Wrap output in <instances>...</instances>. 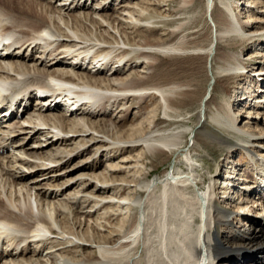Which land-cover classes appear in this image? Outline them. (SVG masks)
Listing matches in <instances>:
<instances>
[{
    "label": "bare ground",
    "instance_id": "bare-ground-1",
    "mask_svg": "<svg viewBox=\"0 0 264 264\" xmlns=\"http://www.w3.org/2000/svg\"><path fill=\"white\" fill-rule=\"evenodd\" d=\"M42 1L44 0H0V46L3 40H9L0 47V85L9 82L15 94L13 106L6 105L0 108V260L4 256L17 254L25 256L31 253L32 256H38L37 260H33L36 264H43V256L50 259V264H264V201L262 200L259 204L257 200L250 201L252 207L255 204L256 207L260 206L258 210L260 213L254 216L246 215L243 208L239 206L230 210V207L225 205V201L231 199L237 201L241 196L239 192H233L236 197H229L230 199H223L224 197L218 195L221 189L227 191L230 185L237 188L233 184L235 176L232 171V162L228 161L231 166L227 167L226 174L221 179L222 182L218 181L216 172L209 171V182L206 185L204 177L197 173L198 165L191 154L195 149L191 147L179 153L184 137L182 134L189 128L193 143L198 140L204 143L210 142L213 145L215 143L214 146L220 151L226 150V155L239 147L246 151L249 160H256V144L259 146L263 143L264 130L260 128L259 133L255 134L245 126L240 127L237 124V115L232 112L233 106L228 99H225V96L209 100L217 77L235 76L245 69L237 57L227 52L215 58L218 42L235 34L251 39L257 35L254 33L257 29L242 27L239 31L246 20L239 24L233 14L232 5L227 0H218L222 9L217 10L216 21H220V27H216L217 22L212 18L216 0H205V15L209 14L215 30L211 27L209 44L205 48H200L207 59L210 58V61L214 62L211 69L214 82L209 88L210 98L206 101L201 100L199 108L195 111L197 127L186 126L185 130L181 127L183 132L179 129L182 122L175 121L174 117L180 112L181 106L187 107L193 100L200 99L201 95H198L195 89L187 90L188 87H183L189 83L183 81L182 77L161 69L158 55L174 57L189 49L197 48L195 47L197 45H194L196 43L192 44L193 41L185 39L188 36H184L187 32L185 30L189 27L188 23L185 26V22L177 23L173 30L167 32V38L161 36L147 38L143 44L150 46L149 50H135L131 47L122 50L119 62H122L127 55H131L129 53H134L125 61L126 64L131 60V63H134L135 59L138 60L141 57L151 58L152 61L146 62L143 68L154 69L153 76H161V80L152 84L147 83L149 80H154L152 77L144 78L138 75L130 79L123 76V78H113L104 83L106 87L101 85L99 82L103 83L104 78H97L94 75L98 74L102 68H106L109 76L118 72L119 64L113 61L108 65L107 59L119 46L101 47L97 42L90 41L95 35L90 38L87 33L94 30L91 24L94 27H102L107 33H105L107 37L102 35L101 39L104 42L112 43L114 40L117 45L132 43L134 41L131 37V40L129 39L127 28L151 32L149 24H168L169 21L162 19L161 16L187 12L189 7L186 3H191V0H181L183 5L164 12L159 5L161 1L167 0H156L155 7L151 6L152 10L142 4L137 7H123V3H129L130 0H52L55 5L49 2L51 0L45 1L46 3ZM245 1L244 6H253L254 0ZM86 3L89 4L88 7H85ZM68 8L70 10L72 8L88 9L89 12L87 11L88 13H85L83 17L89 24H85L80 19L81 16L77 14L72 16L69 26V19L64 14V11L67 13ZM108 10L110 13L106 14ZM153 18L159 19L153 21ZM194 20L190 17L189 24L193 25ZM61 21L66 28L59 25ZM103 21L114 28V31H109V26L105 28ZM60 35L64 36L66 41L61 42L58 39ZM117 36L121 40H118ZM74 37L78 40L76 41ZM95 37L98 38V36ZM107 38L112 41H108ZM87 41L90 42L86 44ZM135 44L142 45L137 42ZM93 50L96 55L91 56L93 60L90 59V63L98 65L99 68L96 70L88 66L83 68L88 54ZM100 57L101 59H98ZM65 59L70 60V66L87 72L90 75L89 79L75 82L74 78L67 73L54 69L45 71L56 63L63 64ZM35 93L38 96L47 93L49 95L41 98ZM132 94H137L140 98L143 95L155 97L157 106L163 110L167 118H156L152 126L146 125L139 134H131L132 137L126 136L127 141L124 142L130 143L131 146L118 145L117 150L132 151L135 149L133 146H139L141 151L143 150V159H148V156H170L174 157V161L170 171H165L154 178L150 177L151 170L145 169L147 164L151 166L152 163L143 162L145 167H142V177H132L128 181L127 189L131 191H128L131 195L121 198L111 195L104 198L95 192L103 193L117 186H112L105 178L98 179V176L92 177L90 174L71 176L73 172L81 171V169L94 172L97 166L94 162H86L69 167L67 164L73 158L70 155L75 151L74 149L65 153L57 150L52 155L53 151L44 149V146L38 148L33 146L40 136L48 137L47 140H49L50 134L53 140H49L51 142L47 144V147L57 142L68 141L71 137L61 134L65 132L62 118L67 114H76L80 111L90 116L93 112L87 111L84 107L93 109L104 99L105 105L113 106L114 103L117 104V99L132 97ZM60 105L64 108L63 111L61 110V115H58V112L56 116L54 115L55 117L52 116L53 118L49 114L45 115L51 112L52 107H60ZM104 107L99 109L102 110L103 115L107 110ZM33 110L35 114H32ZM95 110L96 108L93 109ZM24 114L26 115L23 117ZM14 118L16 120L13 121ZM50 121L53 122L50 123L52 125H49ZM76 121L71 133H80L90 128L109 134L111 127L115 125L113 121L109 124L105 121L100 124L88 123L83 121L82 117ZM51 128L55 131L49 130ZM91 140L93 141L91 145L98 144L95 153L104 145H117L114 141L98 139L92 134L88 141ZM88 148L78 151L75 155L83 153ZM111 151H113L112 147L109 149V152ZM60 152L64 153V156H60ZM44 157L50 163L39 165L38 161ZM65 158H67L66 162L62 161ZM34 168L38 169L32 171ZM106 171L110 170L106 169ZM45 174H52L49 178L50 182L39 183L38 178ZM53 179L63 180L60 183L51 184ZM247 181V178L242 179L244 195L253 196L258 192L257 185L253 188L250 180L248 183ZM76 184L81 186V191H77L74 196H65V192ZM201 184L205 187H200ZM91 186L90 191L88 189ZM7 187L14 188V195L3 196ZM107 205L108 207L114 205L117 208L125 205L129 209V215L134 224L132 226L128 224L130 228L124 226V229L120 231L111 230L105 235L93 237L85 235L83 238L79 236L65 238L59 233L58 226L61 225L62 217L68 210L74 217L85 218ZM106 212L105 216L113 218L117 210ZM94 231L97 234L100 232L98 227L94 228ZM48 232L55 236L46 237ZM77 250L78 253L82 251L81 254L79 253L80 258L67 255L72 253L74 256ZM28 259L31 261L30 258ZM28 259H25V262ZM3 262L0 261V264L25 263L23 261Z\"/></svg>",
    "mask_w": 264,
    "mask_h": 264
},
{
    "label": "rangeland",
    "instance_id": "rangeland-1",
    "mask_svg": "<svg viewBox=\"0 0 264 264\" xmlns=\"http://www.w3.org/2000/svg\"><path fill=\"white\" fill-rule=\"evenodd\" d=\"M45 1L48 2L49 0H44L42 2L46 3ZM130 1L131 2L129 3L125 2L126 4L123 3L124 4L123 7L128 8L132 6L137 7V6L145 5L149 9L152 10L151 6L155 7V4H157L155 3L156 0L155 1L154 0H130ZM187 1H190V0H187ZM191 1H192L191 3L189 2L186 3V5L189 7V10L187 12H184V13L180 12V14L176 13L177 15L167 14L165 16H161L162 19L164 18V19H167V21H169L168 24H164V23L149 24L148 27L151 29V32L150 30L147 32H143V31H138V30L135 31L134 29L127 28L126 32H128L127 34H129V39L131 37V39L134 41L132 43H127L128 45L123 44V43L117 45L115 44L114 40L112 43H109L107 41L104 42L103 39H101L102 35L104 37H107L108 35H106L107 33L104 32L102 27H98V26L94 27L90 24L91 28L92 29L94 28L95 31L93 30V32L90 31L89 33H87L88 34L87 36L88 37L90 36V38H92L93 35L98 36V38L94 36V38L90 39V41L97 42L98 45L101 47L102 46L109 47L111 45L119 46L118 48H115L111 56L107 59L109 62L108 65L112 64L113 61H116L117 65L119 64L118 72L109 76V74L106 72V68L105 69L102 68L100 69V72L98 74L95 73L94 75L97 78H102V79L104 78L103 79L104 81H102L103 83L99 82L101 85L105 86L106 81L111 80L113 78H118V77L123 78L124 77V78L130 79L138 75L144 78L152 77L154 79L153 81L149 80V78H148L149 82L147 81L148 84H152L158 80H161V76L159 75L153 76L155 75L154 73H152L154 69L143 68L146 66V62L152 61L151 58L149 57L148 59H146L144 57H141L138 60L135 59L134 63H131L132 62L131 60L128 64H126L125 61L128 58L132 57L134 53H129L131 55H127L126 58L122 62H119L121 59L120 55H121L122 50L130 49V47L135 50H149V48L151 49V47L143 44L146 42L147 38L149 37L154 38L158 36L167 38V35H168L167 32L170 30H173L175 26L177 25V23L185 22L184 26L186 25V23H188V26L191 29L188 27L190 30L188 28L187 30H185L187 32H185L186 34H184V36L188 35L185 39L187 41H193L192 44L196 43L194 45H197L195 46L197 48L189 49L188 51L180 54L179 56H174V57H169L167 55H162V54L158 55V62H160L161 64V69H163L164 71H168L172 73L173 75H178L182 77L183 81L189 83V85H186V86L184 85L183 87H188L187 90L195 89L197 93H199L198 95H201L200 99L193 100L191 104H189L187 107L182 108L181 106L179 110L180 112L178 111L179 113L176 114L174 117L175 121L182 122V124L179 126V129H182L181 127H183L184 130L186 126L197 127L196 126L197 124H195V121H196L195 111H197V109L199 108V104L201 100L206 101L210 98V95H208V93H209V88L214 82V80L211 77V71H212L211 69L214 66V62L212 63L210 61L211 60L210 58L207 59L206 54L200 47L205 48L211 40V27L213 30H215L214 24L212 21L214 20L215 22H217L216 27L218 28L220 27L219 25L220 21L218 19H217L218 21H216V18H217V10L222 9V5L219 3L218 0H216L214 9L212 11L213 20L211 21L209 14L205 15V10H206L205 0H191ZM227 1L232 5L233 14L237 18V21L239 22V24L240 23L242 24L243 23L242 21L244 19L246 20V22L241 25V28H239V31L242 29V27H247L248 29H257V31L254 32L257 35H255L251 39H247V37L246 36L244 37V35L235 34V35H230L223 41L218 42V47L216 50L215 58L227 52L228 54L233 55V57H237V59L241 63H243V67L245 69H242L240 71V74H235V76L230 75L226 77H223V76L217 77L214 83L213 94L209 101L219 99L225 96V99H228V102H230V105L233 106V111H232L233 114L237 115V119H238L237 124L240 127L245 126L249 131H254L255 134H258L260 128L264 130V119H262V117L264 118V29L262 30V28L264 27V0H254L252 7L244 6L246 5L245 0H227ZM49 2L55 5V3L52 2V0ZM161 2L162 3H160L159 6L163 12L175 9L183 5L181 0H167V1H164V2L161 1ZM88 3L85 4L86 5L85 7L89 6ZM148 4L150 5L148 6ZM68 9L69 10H67V13L64 11V14H66L65 17L69 19V26L71 25V21L73 19L72 16H75L77 14L81 16L80 19H82V21L85 24H89L87 19L83 17L85 13L87 14L89 12L88 9L86 8H82L80 10H77L74 8H72V10H70V8ZM101 13L103 14V16H105L103 12ZM105 13L109 14L110 10L106 11ZM190 17H193V19H195L194 20L195 22L193 25L189 24ZM158 19L159 18H156L153 21H157ZM59 25L62 28L63 27L66 28V25H64L62 21L59 23ZM103 25L105 28L109 26L107 22L105 21H103ZM109 31L113 32L114 28L109 26ZM66 32L68 33V30H66ZM116 35H119V34L116 33ZM58 39L61 42L66 41V38L61 35L58 37ZM74 39L76 41L78 40L76 37H74ZM109 40L112 41V39L110 38ZM118 40H121V39L119 38ZM90 41H87L86 44H88ZM135 42L140 43L142 45L135 44ZM213 43L215 42L213 41ZM95 55H96V52L94 50L88 54L86 61H85V65H83V68L86 66L91 67L92 69H95V70L99 68L98 65L90 63L91 61L90 59H92V57ZM98 59H101V57ZM64 61L65 62H63V64L62 62L56 63L55 65L50 66V68L45 71H50L54 69L59 72H64L65 74L67 73L72 78H74L75 82H82V81H86L87 79H89L88 77L90 75H88L87 72L83 70H79L77 69V67L74 68V66H70V60L68 61V59H65ZM135 64L137 65L135 66ZM138 71L141 74H139ZM104 86L102 87L105 88L106 86L105 87ZM143 97L141 96L140 98V96L137 94H132V97L131 96H129L128 98L125 97V99L121 97L116 100L117 104L115 103H114L115 105L113 104L114 107L111 104L105 105L104 104L105 99H104L102 102H99L100 104L97 103L96 106L93 107V109L96 108L95 111H93L92 108L90 109V107H84V109L86 108L87 111L90 110V112H93L92 115L90 116L80 111H78L76 114L74 113H72L71 115L67 114V116H64L62 118L64 127H65V132L64 133L61 132V134L69 138L71 137L68 141L60 142V143L57 142L47 147V144H49L53 140L52 135L50 134L48 136H49V140L51 141L47 140L48 137L45 138V136H40V138H37V141H36L37 143H35V145L33 146L34 147L37 146L36 148L44 146L45 147L44 149H49L51 152L53 151L52 155L57 150L65 153V152H69V150L74 149L75 151L72 152L70 155V156H73V158L70 160V163L67 164L69 167L75 166L77 164L78 165L85 164L86 162L87 163L94 162L97 164V166L93 170L94 172H92L91 170L81 169V171L78 170V171L73 172L71 176H76L77 174H90L92 177L98 176V179L105 178V180H108L109 183L112 184V186L114 187L117 186L115 188L112 187V190L108 189L109 191L106 190L103 193L102 191H99L98 193L95 192V194L100 195L101 197H104V198L105 197L108 198L111 195H115L119 198L131 195L130 193L131 191L127 189V186L129 185L128 181H130L131 180L130 178L132 177H136V178L142 177V174H143L142 167H145L142 164L143 162L152 163L151 166L147 164L148 166L145 167V169L151 170L152 173L150 177L154 178L155 176L161 175L165 171H170L172 163L174 161V157H170V156H165V157L164 156H157V157L148 156V159H143L142 158L143 150L141 151V148L139 146H133V148L135 149H133L132 151L130 150L131 152L129 150H123V151L117 150L118 145H121V146L130 145V143L124 142V141H127V139L125 138L126 136L132 137L134 134H139V132H141L142 129L146 125L152 126L153 120H155L156 118H167L164 115L163 110L157 106L155 97H153L152 95H143ZM118 104L121 106H119ZM60 107L57 106L55 107L56 109L52 107L51 112L45 113V115L47 114L48 116L49 114L52 117L54 115L56 116L57 112H58V115H61V110L63 111L64 108L62 105H60ZM102 107L107 109L104 115L102 114L103 113L102 110H99ZM31 112L32 114L36 113L34 112V110ZM52 113L54 114L52 115ZM25 115L26 114H24L23 117ZM79 117H82L83 121L88 122V123L94 122V123L100 124L105 121L106 124H109L110 121H113L115 125L114 127H111V131H109V134H104L103 132H98L90 128H88L89 130L87 129L86 131H82L80 133L79 132L71 133L72 130H74V127L76 125L75 124L77 122L76 119H79ZM85 118H87L88 120ZM14 120H16V118H14L13 121ZM50 123H53V122L51 121L49 122V125H52ZM49 130L55 131L54 128H51ZM96 130H99V129H96ZM90 134L97 137L98 139H104L108 142L114 141L115 143H117V145L116 144H113L111 146L104 145L103 147H100L98 150H96V153H95V149H96V146H98V144L91 145L93 144V141L92 140H91L92 142L88 141ZM182 135L184 137L180 144L179 153H183L191 147H193L196 150V151L193 150L191 154H193L194 158L196 159V161L195 160L194 161L196 165H198L197 173H199L200 175L204 177V179L206 180L205 181L206 185L209 182V175H210L208 174L209 171L211 172L214 171V173L216 172V177L218 178V181L222 182L221 179L222 177L225 176L227 167L231 166V164H228V161L232 162V166H233L232 171H234L233 175L235 176L233 180L234 181L233 184L237 188H234V186L230 185L227 191H223L224 189H221V191H219L218 196L224 197L223 199H228L229 197L234 198L235 193H238V192H239L238 194L241 196L239 197V199H237V201L234 199L226 200L225 205L227 204V206L230 207V210H233L234 209L233 207L235 206L242 207L243 208L242 210L245 212V214L249 216H254V215L259 214L260 211L258 210L260 209V206L256 207V204H255L252 207L251 206L252 203L250 201L257 200V204H259V202H261L262 200L264 201L263 199L264 198V148H262L264 141L262 144H259V146H257V144L255 143L257 147V152H255L256 160H251V159L249 160V157L247 156L246 151L239 147H237V149L232 150L230 154L226 155L225 154L226 150L220 151L214 146L215 143L213 145L210 142L204 143L200 140H198L199 143L198 141L193 143L192 142L193 140L191 139L192 134L190 133L189 128L186 129ZM83 143L85 144L83 145ZM87 147L89 148L86 151L78 155H75L78 151H81ZM111 147L113 149V151H111L112 153L109 152V149ZM62 152L59 153L60 156H64V153ZM45 157L38 161L39 165L50 163V161H48V159L46 160ZM67 158H65L62 161L66 162ZM53 163H57V162H53ZM36 169L34 168L32 169V171H35ZM106 169L110 171H106ZM57 173H55V175ZM51 175L52 174L50 175L45 174L43 175V177L40 176L38 178V182L41 184H45V183L48 184L50 182L49 178L51 177ZM56 177H59V176H56ZM243 178L244 179L247 178L248 181L250 180L251 187L255 188L257 185L258 192H256L255 194L256 196L255 195L249 196V194L244 195V189H243V186H241V184H243L242 182ZM54 179L53 181H51L52 182L51 184L60 183L63 180V179H58L56 181ZM98 179H97V182H98ZM94 180L96 179L94 178ZM78 186L79 185L77 184L73 185L68 191L65 192V196L67 195V197H70V196H74V194L76 195L77 191H81V188H80L81 186L79 187ZM202 186L205 187L204 184H201L200 187ZM91 189H92V186L88 190L91 191ZM9 191H11V193ZM14 191H15L14 188L7 187L5 191L6 194L4 193L3 196L12 195V194L14 195ZM258 196L260 197V199H258L259 198ZM113 206L114 205L109 206L111 208H109L108 205L104 206L100 208V210L97 209V211L93 212L90 217H85V218L78 217V216L74 217L73 215H71L70 210H68L63 216L64 218L61 216L62 217L61 221L63 223L60 222L61 225L58 226V229H59L58 231L65 238H67L66 236H68V238H73L75 236H79L80 238H83V236L85 235H89L91 237L95 235L97 236L100 234L105 235L107 234L108 231H111V230L120 231L124 229V226L129 227V226H132V224H134L129 215V209L125 205H122L121 208L120 207L117 208L116 206L114 207ZM263 209H264V202H263ZM116 210L117 212H115ZM106 211L115 212V216L114 217L112 216L113 218L105 216L107 213ZM263 214H264V211H263ZM75 220H77L78 222ZM130 222L132 223L130 224ZM79 224H81L80 227H79ZM96 227H98V230L100 231L98 234L96 233V231H94V228ZM92 232L93 233L95 232V233L93 234ZM48 234L46 233L45 236L46 237L55 236L53 234H50L49 232ZM76 253L74 256L72 255V253L67 254V255H69V257L80 258L81 253L79 254L78 250ZM12 256H4L5 258L3 257L0 261L1 262L5 261L8 263H12L15 261L25 262V259H28V258H30L31 261L37 260L36 258H38V256H32L31 253L25 256L18 255V254L16 256H13V257ZM31 261L28 259V261L26 260L24 264H30V263L36 264V262L34 261L31 262ZM43 261L45 262V263L43 262V264H50V259L47 258V256H43Z\"/></svg>",
    "mask_w": 264,
    "mask_h": 264
}]
</instances>
